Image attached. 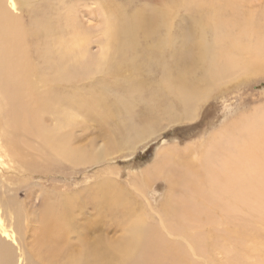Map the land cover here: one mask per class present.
Masks as SVG:
<instances>
[{
  "label": "bare ground",
  "instance_id": "obj_1",
  "mask_svg": "<svg viewBox=\"0 0 264 264\" xmlns=\"http://www.w3.org/2000/svg\"><path fill=\"white\" fill-rule=\"evenodd\" d=\"M35 1L0 0V264H31L26 243L19 236L27 231L29 238L35 235L36 240L28 241L27 250L33 247L32 257L42 264H109L108 250L118 251L121 245L126 246L122 250L128 264H199V260L216 264L215 251L225 255L223 264H264V252L256 254L254 249L264 231V107L223 122L218 132L203 136L197 144L185 145L182 151L175 144L157 151L144 177L150 183L169 175V191L157 220L139 210V202L129 199V190L116 191L108 178L99 177L91 186L83 187V192H94L99 202L92 194L86 198L90 197L97 209L123 208L118 229L129 231L131 236L110 242L100 235L96 247H85L87 241H81V250L74 257L63 234L71 227L68 221L72 213L67 211L65 198L68 195L61 196L58 204L54 221L63 226L57 235L46 234L38 239L39 225L47 221V216L35 218L32 211L24 212V203L18 202L19 192L13 187L14 181L22 183L29 175L51 166L42 146L67 162L73 163L71 159L78 155L84 160L86 153L72 143L76 125H70L66 118L73 113V105L82 106L86 101L83 96L76 97L72 88L86 80L102 81L112 69L114 73L112 58L124 61L131 56L130 64L133 59L148 64L140 54L134 56L141 39L145 50L157 51L154 63H159L165 53L168 55L163 60L160 84L172 94L174 105L188 108L181 107L187 111L184 121L193 120L198 112L196 105L209 99L221 85L264 75V1L256 7L253 0H163L151 15L132 12L126 16L119 4L109 5L113 15L103 14L108 19L103 21L104 40L98 56L89 52L91 35L75 25V7L85 0L56 3L49 13L47 5L37 6ZM181 9L195 16L194 36L192 43L177 53V35L172 29L175 13ZM152 15L156 17L154 22ZM151 24L154 31H150ZM158 32L165 34L160 41L152 36ZM133 35L137 37L128 46ZM184 52L192 61L187 60L189 66L179 59ZM109 53L114 56L109 58ZM31 57L37 59L39 70ZM200 70H207L204 77L197 75ZM36 82L51 84L52 88L33 94L29 86ZM46 115L52 117L53 126L47 125ZM62 120L65 124L57 126ZM161 129H144L146 138L139 141H147ZM25 137L39 139L38 155L22 152L23 144L28 145ZM89 154L88 150V161H100V157H106V150L102 148L92 158ZM175 185L180 186L181 193ZM26 198L31 201L28 194ZM146 204L149 206V202ZM51 208L45 207L47 211ZM28 217L36 226L29 228ZM166 236L184 241L187 249Z\"/></svg>",
  "mask_w": 264,
  "mask_h": 264
},
{
  "label": "rangeland",
  "instance_id": "obj_2",
  "mask_svg": "<svg viewBox=\"0 0 264 264\" xmlns=\"http://www.w3.org/2000/svg\"><path fill=\"white\" fill-rule=\"evenodd\" d=\"M72 1H69L68 4H72ZM263 1L253 0V4L259 7L264 4H261ZM59 2L63 4L65 0H36L35 4L37 6L47 5V13H49L55 10L54 4ZM162 3L163 0H85L82 1L81 6L75 7V25L77 29L85 31L86 35H91L89 52L91 55L98 56L101 50L100 43L104 40L102 36L103 21L108 19L104 18L103 14L113 15L108 10L111 8L110 6L119 4L125 16L132 12L151 15ZM25 16L28 17V15ZM194 17L186 9H181L175 13L173 21L175 26L172 31L177 35V45L175 47L177 53H181L182 47L191 44L193 41L192 25ZM109 19L112 21V18ZM155 19L156 17L152 15L151 21L154 22ZM154 30L155 26L151 24L150 31ZM117 34L120 37L122 35L118 31ZM152 36L160 41L164 38L165 34L158 32ZM136 37V35L130 36V45L128 44V46H131V42ZM123 43L126 42L123 41ZM145 45L141 39L139 46L134 48L136 50L134 56L140 54L146 59L148 64L136 59H133L130 64L131 56L125 58L124 61L119 59L117 61V58L114 60L112 58L114 55L109 53L108 57L113 59V62L111 59V65L115 70V76H112L114 73H112L113 69L110 67L112 69L111 74L104 75L101 78L102 81L94 83L92 80H86L72 88L76 97L83 96V99L86 101L82 106L73 105L71 108L73 113L66 118L70 122V125H76V133L74 131V136L72 137L75 139H72V143L79 150H83L86 153L84 160H81L82 157L78 155L76 157L77 160L71 159L73 163H70L69 161H65L66 159H63L61 155L42 146L41 151L50 158V163L48 164H51V166L43 167L40 172L32 174V177L29 175L22 183L19 181H14L13 183L15 191L19 192L18 202L24 203V212L28 213L30 211L29 214L33 213L35 218H38L40 215L43 217L47 216V221L39 225V233L36 235L38 239L46 234L57 235L56 231L63 226V223L54 221L56 212L58 211V204H61V196L68 195L65 198L67 201V211L72 213L68 221L71 227L65 228L63 234H66L65 239L68 240L69 252L72 253L71 257L78 255V251L81 250V246L78 244L81 241H87L85 247H96L100 243V235H104L110 242L115 238L120 241L123 236H131L129 231L123 233L118 229V227L122 226L120 215L123 208L109 210L106 207L108 210L97 209L95 203L91 202L90 197L86 198L88 194L94 195V192H83V187L87 185L91 186L94 182H97L96 180L99 177L108 178L116 186V191L120 189L129 190L131 195L129 199H136V202H139V210L142 209L147 216L149 215L148 217L154 216L152 218L153 221L157 220L159 211L169 191V175L160 176L150 183H146L144 180L147 171L155 161L157 151L163 146L167 147L172 144L178 145L180 151H182L185 145L188 146L191 142L197 144L203 140V136V138H206L209 134L218 132L223 122L232 118H238L241 116L240 114L256 112L264 107V75H257L248 78V81L239 80L240 82L229 83L231 86L229 84L221 85L220 91L217 89L218 91L211 95L209 99L196 105L198 112L193 120L184 121L183 116L187 113L186 109L188 108L184 107V105H178V103L174 105L176 100L160 84L163 60L164 58L167 59L168 55L165 53L164 58L159 63H154L157 51L150 52L149 50H145ZM149 55L151 56L147 57ZM180 56L179 59L183 64L185 63L184 65L189 66L190 63L187 62L188 57L186 56V52ZM31 61L39 67L36 58L31 57ZM188 61L192 62L191 60ZM118 63L120 64L118 65ZM206 71L200 70V74L197 75L204 77ZM97 77L98 75L94 76V78ZM131 85L134 86L132 90L130 89ZM45 87L50 89L52 85L49 84L47 86L41 82H36L34 85L29 86L33 94L45 91ZM53 89L55 91L58 90L54 87ZM156 93L157 96H150ZM94 94L95 96H93ZM181 107L186 108L185 111ZM74 114H77V117L72 119ZM45 117L47 125L53 126L54 121L52 117L48 115ZM169 117L174 118V121L168 120ZM65 122V120L58 121L56 125L62 126ZM149 127L154 130L161 127L162 129L156 135L150 137L148 135L149 139L147 141H139V138H143L144 134H146V132H143L144 129ZM23 140L24 142H28V145L23 144L22 152L30 156L34 154L38 155L39 139L36 137H25ZM77 143L78 145H76ZM101 147L106 150V157H100V161H88V150L90 153L89 157L92 158L96 152H100ZM95 149H97L96 152H94ZM178 186H174L176 191L180 190V186L179 188ZM26 193L30 196V202L27 201ZM177 193L181 192L178 191ZM94 197V201L99 202L95 195ZM146 201L149 202L150 207L146 204ZM47 206H51V210L47 211L45 209ZM241 219L238 216L239 222ZM26 221L29 228L35 225L32 217H28ZM251 223L253 224V220H251ZM158 224H160L159 221ZM258 231L261 230L258 229ZM28 232L25 236H19L26 243L24 244L29 262L31 264H42L32 257L33 247L31 250H27L30 245L28 241L33 240L36 243L34 239L35 235L33 238H29L30 233ZM261 236L263 238L258 239L254 244L256 254L264 252V231L259 235V237ZM166 238L179 243L187 249L184 241L176 239V237L169 239L166 236ZM18 242L19 238L16 236V243ZM111 245L116 244L112 243ZM124 247L126 246L121 245L118 247V251L108 250L109 256L106 258V262L109 264H128L124 256L125 250H122ZM213 254L216 264L225 263L223 262L225 255L217 251L213 252ZM197 263L202 264V261L199 260Z\"/></svg>",
  "mask_w": 264,
  "mask_h": 264
}]
</instances>
